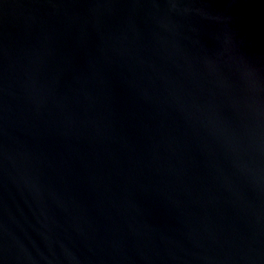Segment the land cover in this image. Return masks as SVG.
<instances>
[{
	"label": "water",
	"instance_id": "1",
	"mask_svg": "<svg viewBox=\"0 0 264 264\" xmlns=\"http://www.w3.org/2000/svg\"><path fill=\"white\" fill-rule=\"evenodd\" d=\"M0 264H264V0H0Z\"/></svg>",
	"mask_w": 264,
	"mask_h": 264
}]
</instances>
